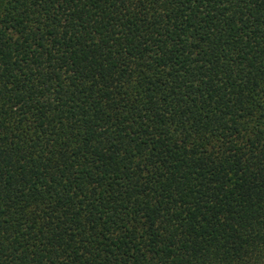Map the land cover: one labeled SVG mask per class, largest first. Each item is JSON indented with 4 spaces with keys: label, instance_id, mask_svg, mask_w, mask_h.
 I'll return each mask as SVG.
<instances>
[{
    "label": "trees",
    "instance_id": "obj_1",
    "mask_svg": "<svg viewBox=\"0 0 264 264\" xmlns=\"http://www.w3.org/2000/svg\"><path fill=\"white\" fill-rule=\"evenodd\" d=\"M0 264H264V0H0Z\"/></svg>",
    "mask_w": 264,
    "mask_h": 264
}]
</instances>
